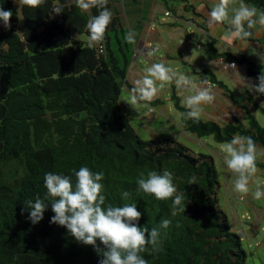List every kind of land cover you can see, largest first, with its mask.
<instances>
[{"label": "trees", "instance_id": "trees-1", "mask_svg": "<svg viewBox=\"0 0 264 264\" xmlns=\"http://www.w3.org/2000/svg\"><path fill=\"white\" fill-rule=\"evenodd\" d=\"M156 1L166 4L168 0ZM183 1L176 0L177 4ZM243 2L264 11V0ZM61 3L64 11L59 14L51 12L54 0H45L35 9L18 8L12 0L0 5L13 13L9 27L0 26V264H98L91 245L76 242L63 226L49 223L54 214L50 207L36 224L27 219V209L21 212L26 200L44 198L45 172L69 174L82 165L104 172L105 204L136 202L141 212L138 227L171 220L163 230L160 251L153 254L146 248L142 253L147 264H245L240 235L217 203L212 158L194 155L170 138L143 140L122 112V88L134 90L126 80L133 50L118 12L98 42L104 52L98 53L94 45L80 39L88 36L89 14L98 10L86 13L67 0ZM209 45L214 49L210 57L244 64L246 75L256 79L259 72L252 59L218 52ZM211 79L223 87L213 74ZM259 96L262 104L256 106L264 115V95ZM171 99L180 113L185 111L175 95ZM157 101L161 102L156 99L151 104ZM244 119L224 124L208 119L181 122L189 134L211 136L216 143L242 135L264 147V127L254 113L247 109ZM256 166L264 170V163ZM164 168L174 173L177 191L185 193L183 214L172 216L170 201L136 190L140 173ZM190 176L195 183L187 184ZM124 190L128 199L120 196Z\"/></svg>", "mask_w": 264, "mask_h": 264}, {"label": "clouds", "instance_id": "clouds-1", "mask_svg": "<svg viewBox=\"0 0 264 264\" xmlns=\"http://www.w3.org/2000/svg\"><path fill=\"white\" fill-rule=\"evenodd\" d=\"M12 2L18 8L27 6L35 9L39 5L44 4L45 0H12ZM67 2L86 13L90 12L91 9L98 10L95 15L89 14L85 30L88 34L87 42L89 46L94 45L98 52V46L101 45L104 52V45L98 42L104 39L105 30L112 17V12L106 7L108 0H67ZM3 3L4 0H0V5ZM54 4L55 6L50 8L53 14H59L64 11V3H61V0H54ZM163 14L164 16H170L172 12L165 9ZM12 15L13 13L10 9L0 7V26L7 29L9 27V18ZM224 21L228 25V34L239 43L244 41L257 25L264 27V11H258L256 7L245 4L243 0H240L238 5H233L231 0H217L210 12L209 24ZM153 23L151 21L148 32L155 29ZM125 40L134 43V34L129 31L125 36ZM182 41V38L179 39L180 43ZM201 47L198 44V48ZM157 51H159V54L158 44L154 42L147 45L142 43L133 49L132 60H136L141 56L149 61L152 56L158 55ZM218 52L231 51L222 50ZM231 53L236 56L244 54L250 57L245 53ZM219 58L223 59V64L227 67L233 66L235 68V65L241 66L243 68V76H247L244 64H237L233 60H226L222 56L210 57V60L214 61ZM254 63L256 65V62ZM259 63L262 67L256 77V82L252 83L251 80L255 78L247 76L249 81L245 83L247 85L246 95L253 91L257 95H264V58L259 57ZM193 65L195 73H201L207 69L208 85L210 87L213 84L217 85L232 103H237L238 100L229 92L230 89L226 87V84L221 87L216 82H213L211 74H213L217 82L224 83L218 80L211 70L209 72L206 64L197 65L193 63ZM173 71L163 63H153L146 68L142 77L135 80L133 91L128 87H123L122 90L130 91L134 94L133 102L137 107L147 108L152 101L160 100L161 102L157 101V105L148 109V112L152 113L155 111V107L166 99L161 100L154 97L158 93L159 88L163 86L162 83L158 84V82L171 81L170 98L172 94L175 95L180 100L182 108L185 109V111L180 113V125L178 124L177 127L189 134L184 130L185 125L181 121L192 120L193 122H199L203 119V106L212 102L214 95L211 88L197 86L191 79L184 75H178ZM131 86L133 87L132 84ZM128 94L131 95L129 92ZM181 97L182 99H180ZM254 103H256L255 100L251 104ZM261 104L257 102L255 107ZM243 119L234 117L228 122H233L234 120L244 121ZM213 121L220 124L227 123L221 120ZM219 150L222 153L220 167L233 178L231 191L237 195H247L250 191V178L257 170L256 162H258L257 158L259 155L253 138L251 136L234 135L230 140L222 143ZM197 154L194 153V155ZM209 156L211 157V155ZM103 178V171H93L86 165L70 170L69 174L45 172L42 178L43 187L46 190L44 198L37 197L34 200H26L23 203L24 208L21 209V212L23 213L27 209V219L32 224H36L43 218L44 211L50 207L51 212L54 214L50 216L49 223L63 226L76 242L83 245H91L99 256L98 264H147L142 253L145 252L146 248H149L153 254L160 251L163 243V230L168 228L171 220L163 219L151 228L138 227L137 222L141 212L137 210L136 202L124 203L120 206L105 204ZM193 183H195V177H188L187 184ZM135 184L137 192L150 195L155 200L170 201L172 216L183 214L187 199L184 191H177L174 183V173L169 169L164 168L159 172L149 170L146 174L142 172L136 177ZM120 196L122 199H128L129 193L124 190L120 192ZM251 196L258 201L264 200V187L258 184L251 191ZM239 230L241 229L234 231L242 238L243 232ZM97 241H99V245Z\"/></svg>", "mask_w": 264, "mask_h": 264}, {"label": "rangeland", "instance_id": "rangeland-1", "mask_svg": "<svg viewBox=\"0 0 264 264\" xmlns=\"http://www.w3.org/2000/svg\"><path fill=\"white\" fill-rule=\"evenodd\" d=\"M134 4H129V0H111L110 11L112 12V17L116 12H118L119 23L125 31V35L131 31L134 34V43H130V48L133 50L135 45H137L138 40L146 37V30L149 27L151 21H153L156 28L157 34L163 37L170 35L169 30L165 29L163 23L169 22L174 18V15L164 16L163 11L168 9L169 11L177 12V2L176 0L165 1L166 4H159L155 0H135ZM152 6H161L162 9L159 11L152 10ZM116 9V10H115ZM111 17V18H112ZM152 17V19H151ZM163 18V20H162ZM152 32V30H151ZM171 36L174 37V34ZM147 38V37H146ZM171 38V37H170ZM80 39L83 41H88V36L81 35ZM173 39V38H172ZM172 45V44H171ZM195 45H190L187 48L188 55L184 57L186 61L193 62L195 57H190L191 53H197L198 50L194 47ZM172 49V48H171ZM159 51H157L158 54ZM249 58L253 57L251 52H248ZM157 56V55H156ZM154 60L151 62L139 56L136 60H132L127 69V82L135 87V80L142 77L139 70L145 72L146 68L156 62L155 56H152ZM190 58V60L188 59ZM253 59V58H252ZM254 60V59H253ZM255 62V60H254ZM187 63H182L183 65L179 73L173 71L178 75H184L187 78L193 80L196 77L206 78L207 69L198 74H192L191 68ZM199 65V63H197ZM136 66L139 73L131 75V66ZM262 65L258 62L255 65V70L260 72ZM172 69V67H169ZM186 68V69H184ZM190 72H188V70ZM245 70V68H244ZM192 76L189 77V76ZM242 78L248 82L249 79L246 76ZM217 79H222L229 89L233 97L238 100V102H244L245 87L242 86L240 89L235 84L233 79L224 78V75L217 72ZM252 82H256V79H252ZM162 83L163 86L159 88L158 93L154 96L162 101L158 106L155 107V111L152 113L148 112L149 108L154 107L149 103L147 108L137 107L133 102L132 92L131 95L125 90L121 91L120 94V108L122 112L127 116L129 123L136 131L137 135L143 140H161V139H173L186 146L188 150L192 153H203L211 155L212 164L214 166L217 175V186H216V197L218 206L225 212L228 217L229 224L232 230H242L241 247L245 252V264H264V200H255L251 196V191L259 184L264 187V170L256 166V172L250 178L249 181V193L247 195H237L231 191L232 177L222 170L220 167L222 153L219 148L222 143H216L211 136L197 137L196 135L186 134L177 125L180 122V112L173 106V99L170 98L172 82H158ZM237 90V91H236ZM254 96L256 103H260V97L254 91L249 92ZM256 98V99H255ZM182 99V97L180 98ZM213 102V101H212ZM143 103V102H140ZM250 104L251 108H255V104ZM254 116L256 117L258 123L264 127V115L259 111L255 110ZM210 115L207 114L206 118ZM214 120H219L218 117L214 116ZM245 121V119H243ZM180 125V124H179ZM257 152L259 153L257 161L264 163V147L256 146ZM239 230V231H241Z\"/></svg>", "mask_w": 264, "mask_h": 264}, {"label": "crops", "instance_id": "crops-1", "mask_svg": "<svg viewBox=\"0 0 264 264\" xmlns=\"http://www.w3.org/2000/svg\"><path fill=\"white\" fill-rule=\"evenodd\" d=\"M155 2L158 1L155 0ZM239 2V0H231L233 5H238ZM158 3L160 4V2ZM216 3L217 0H184L182 3L177 4V12L171 10L174 18L169 22H164L162 25L165 29L169 30V36L163 37L158 35L156 28L152 32H148V27L146 30L147 38L144 37L139 39L135 48L142 43L147 45L154 42L159 45L160 50V53L155 56L156 62L163 63L168 68L172 67V71L177 70L179 73L183 67L181 64L184 62L187 63L186 65L190 66L192 74H198L194 72L193 63H199V65L203 63L207 65L209 72L212 71L216 77L217 72H219L224 75V78L229 79V81L233 79L239 89L244 86V102L237 101V103L234 104L217 85L213 84L210 87L207 83L208 79L196 77L192 80L197 86L211 88L214 95L213 102L207 103L203 106L202 118L214 120L213 118L215 116L223 122H228L234 117L237 119H243L247 109L254 113L253 109L257 110V107L251 108V106H249L251 104V97L253 99L254 96L251 94L246 95L247 85L245 83L247 82L242 78L243 68L239 65H235V68L233 66L227 67L223 64V59L221 58L214 61L210 60L209 53H213L214 49L210 47L209 43L212 44L217 51L230 50L236 54L245 53L247 55L248 52H251V55L253 56L251 58L258 63L259 57L264 58V27L257 25L251 30L250 35L244 41H240L238 43L231 35L228 34V25L226 21L209 24L210 12ZM161 9V6H152V10L154 11H160ZM172 34H174V37L171 36ZM181 38L183 41L180 43L179 39ZM193 44L198 52H190V57H195L193 56V54H195L197 59H193V62H188L184 59V57L188 55L187 48ZM198 44L202 47L198 48ZM188 59L190 60V58ZM152 60L154 59L151 57L149 61L151 62ZM137 70L139 69H136V66L132 65L130 68L131 75L138 74L139 72L142 76L144 75L145 72L141 70L138 72ZM187 70L190 72L189 69ZM189 77L192 78L191 75ZM219 80L223 81L222 79ZM207 114L210 115L209 118H206Z\"/></svg>", "mask_w": 264, "mask_h": 264}, {"label": "built area", "instance_id": "built-area-1", "mask_svg": "<svg viewBox=\"0 0 264 264\" xmlns=\"http://www.w3.org/2000/svg\"><path fill=\"white\" fill-rule=\"evenodd\" d=\"M98 52L102 53L103 52V47L101 45L98 46Z\"/></svg>", "mask_w": 264, "mask_h": 264}]
</instances>
